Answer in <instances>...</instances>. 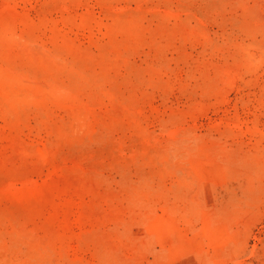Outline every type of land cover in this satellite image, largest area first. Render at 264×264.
I'll list each match as a JSON object with an SVG mask.
<instances>
[{
    "label": "rangeland",
    "instance_id": "374dc122",
    "mask_svg": "<svg viewBox=\"0 0 264 264\" xmlns=\"http://www.w3.org/2000/svg\"><path fill=\"white\" fill-rule=\"evenodd\" d=\"M0 264H264V0H0Z\"/></svg>",
    "mask_w": 264,
    "mask_h": 264
}]
</instances>
